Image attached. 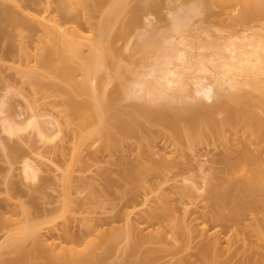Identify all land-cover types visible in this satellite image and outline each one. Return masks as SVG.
I'll return each instance as SVG.
<instances>
[{
    "label": "rangeland",
    "instance_id": "374dc122",
    "mask_svg": "<svg viewBox=\"0 0 264 264\" xmlns=\"http://www.w3.org/2000/svg\"><path fill=\"white\" fill-rule=\"evenodd\" d=\"M61 1L0 0L1 14L5 9L18 13L24 20L22 23H27L18 30L4 20L2 26L13 40L11 42L12 37L4 34L0 36V107L5 109V112L0 111V264L13 262L21 254L7 242L16 227L28 222L42 224L40 239L43 235L55 234L59 236L53 238L68 247L86 248L85 254L90 253L93 258L90 264H183L184 259L201 264L200 246L213 241L219 252L218 262L207 261L206 264H264V205L254 207V202L260 198L248 196L246 202H251L253 207L246 203L239 217H233L236 219L219 220L216 200L208 189L225 178L245 180L242 171L234 168L229 171L227 163L228 158L245 149L256 156L264 168V135L259 136L250 126L241 124L226 126L221 138L203 123L200 132H196L201 139L196 138V134L193 141L188 137L191 127L186 122L181 121L175 133L171 125L135 108L147 104L148 96L120 97L106 103L102 133L83 145L79 141L81 136L100 128L101 122L99 119L86 121L84 111L67 101L69 94L80 102L92 100L88 92L77 87L84 80L81 58L72 62L75 69L72 75L58 70L57 64L40 61L38 53L47 47L42 46L49 37L35 19L45 13L65 27L76 26L82 40L79 50L83 58L91 54L89 42L97 40L100 23L106 15L104 37L109 36V42H103L104 47L107 43L108 46L102 54L109 60L100 72L105 86L99 92L107 96L124 66H136L135 56L131 61L132 50L143 30L145 34L162 32L174 13L187 5H198L200 10L193 17L194 27L189 38L194 42L198 39L213 42V36L216 39L227 33L236 36L247 28L260 31L264 5L255 18H245L243 5H238L236 11L230 10L235 3L230 0L224 6L225 1L221 5L218 0H154L151 8L143 9L153 20L149 29L144 28L145 16L140 15L136 26L129 28L128 35L125 33L123 37L119 34L123 24L133 17L136 8L142 9L146 0H123L125 5L120 8L123 10L115 14L112 11V15L111 10L106 11L111 9L112 0H78L82 5L79 3L77 7L72 4L74 1ZM28 26L33 31L27 29ZM80 31L83 36H79ZM10 43L15 48L11 53L8 51ZM20 47L28 50L23 53L28 57L20 56L25 52ZM20 57L24 60L20 61ZM192 83V80L188 83L191 88L188 99L196 95L192 94L195 92ZM246 89V106L264 116L260 92ZM200 96L203 99L205 95ZM217 96L203 100L212 103ZM170 102L180 105L183 100L170 98ZM30 107L34 109L31 111ZM35 112L46 127L48 139L41 136L37 128L27 125L29 115ZM3 114L22 121L25 127L21 124L23 128L16 134L7 133L1 123ZM223 116V112L217 114L219 119ZM25 160L38 167V178L27 177ZM132 168L138 169L137 178L131 175ZM222 211L231 215L228 207H223ZM38 236H35L37 240L26 237L23 250H35ZM56 264L64 263L57 260Z\"/></svg>",
    "mask_w": 264,
    "mask_h": 264
},
{
    "label": "bare ground",
    "instance_id": "6f19581e",
    "mask_svg": "<svg viewBox=\"0 0 264 264\" xmlns=\"http://www.w3.org/2000/svg\"><path fill=\"white\" fill-rule=\"evenodd\" d=\"M69 1H74L72 4L76 7L80 4L82 5V1ZM151 1L154 0L144 1V4L142 3L141 5V7L144 5L142 9L138 7L134 10L133 17L123 24L122 30H120L119 34L121 33L124 37V34L126 33L127 36L128 29L136 24V21L142 17H139L140 15L145 16V20L143 19V21H145L143 22L144 28L151 26L153 20L151 19V16H149V13L147 14V11L143 10L152 7L150 4L152 3ZM218 1L221 2V5L224 3H222V1H225V4L222 6L229 2V0L228 2H226L227 0ZM231 1L232 3L235 2L231 4V7L234 4H237V6L234 5L235 7L233 6V9L230 7V10L236 11L234 9H236V7L238 8V5H243L244 9L241 10L246 16L245 18H248L247 16H251L250 18L254 16L256 17V14L260 12L264 5V0H238L240 2L237 0H230V3ZM64 2L67 3V1ZM76 2L78 4H76ZM123 2V0H112V4L110 3L109 6L111 9H107L106 11L111 10L109 11L110 14L112 11H114L112 14H115L116 11L119 13V10H121L120 8H123L125 5V2ZM72 4L70 6H73ZM198 7V5H187L184 9H180V11L174 13L167 29L162 32L156 30V32L152 31L145 34L143 30L142 33H139V38L133 45L134 50H132V53L134 55H132L131 59V61L136 59L134 63L136 66H124L121 70L122 72L117 75L118 81L107 96L101 95L99 92L100 88L105 86V82L100 72L104 66H107L109 60L107 56L102 54L105 52L104 48L108 46L107 43L106 47H104L105 44L103 46V42H109V36H107V33V38L104 37L106 32L104 26H106V20L108 21L107 18L104 19L106 15L102 18L103 20L100 23L97 32V40L89 42L91 54L83 58L81 57V52L79 50L82 40L78 37L79 30L77 32L76 29L78 28H76V26V29L72 27L70 28L69 26L65 27V25L59 20H56L55 17L52 18V16L50 17L45 13L35 18L38 21V24L40 23V27H43L42 31H45V35L49 37L48 39L46 36L44 37L47 39L46 41L49 46L47 43L43 44V46L41 45L43 48L44 45L47 47L40 49V51L42 50L41 53H38V55L40 54V57L38 56L39 59L41 58L40 61L46 60L57 64L58 70L65 74L67 72L69 75H72V73H74L72 71H75L72 62L78 57L79 59L81 58L80 66L84 75V80L78 84L77 87L82 91L84 90V92H88L91 95L92 100L89 102H80L69 94L67 101L69 105H73L76 109L84 111V119L86 121L99 119L101 126L88 134L82 133L81 140H79L81 141L80 143L88 144L90 140L92 141L93 136L102 133L101 128L103 127L106 118L104 107L108 101L110 102L120 97L145 98L148 96L147 98L149 99V102L147 104H139L136 105L135 108L155 119L163 120L172 126L175 133L179 131L180 122H186L191 127V133L188 137L193 141L198 131L200 132L199 128H203L201 126L203 123L205 127L208 126L207 128L211 130V132L215 135L219 134L217 136H220L221 138L223 137L222 135L225 132L224 128L226 126L238 127L241 126V124L246 127L250 126L259 136L264 135V116L251 110V108L249 109L245 103L248 94L246 87H249L251 91L258 90L260 92L259 101L262 106H264V21L261 22L260 31L247 28L242 31V33L244 32L243 34L241 33L242 35L237 34V36L234 33L236 35L234 36L232 33H227V35L223 34V36H218L217 39L213 36V42L212 40L207 42L204 40L202 41L201 39L194 42L195 40L192 41V39L189 38V35L192 33L191 30L194 27L192 26L193 17L196 16L200 10V7ZM46 10L48 9L46 8ZM46 10L44 9V12ZM2 11V14L0 13V36L4 34L3 36L6 35L8 36L7 38L12 37L11 40L9 39L12 42L13 36L2 26V22L8 20V23L12 24L14 29L16 28L18 30L19 28L21 29V27L24 28L22 25L25 26L27 23H22L24 20H22L18 13H12L6 9ZM143 11L146 13H143ZM149 11L150 10H148V12ZM107 17L109 18V16ZM28 25L30 26V24ZM28 27L27 29L31 31L34 30L33 25H31L33 30L31 27ZM147 29H149V27L146 28V30ZM194 29L196 30V28ZM79 36H83L81 35V31ZM103 38L107 41L103 40ZM22 47H20L21 50ZM27 47L28 46H26V48ZM12 49V44L10 43V46L8 47L9 53H11V51L14 52L13 50L15 48ZM21 50L20 52L23 50H25V52H22L21 54L19 53L20 56L27 55L28 57V54L23 55V53H27L28 50H26L25 47L22 51ZM22 58L20 57V61L24 60V57ZM190 70L193 72L189 73ZM187 73L189 76H187ZM188 77L191 78L190 81L188 80ZM191 80L194 81L192 84L195 85L192 89L195 92L192 94L196 93V95L194 94L195 97L193 99H188L191 95L189 92L191 88H188V85H190L188 83H191ZM215 94L218 96L215 101L212 100V103L203 100L205 97L208 99L215 98ZM200 95L205 96L202 99ZM170 98H181L183 102H181L180 105H173L170 102ZM153 103H157L158 107L155 106L157 104L154 105ZM32 108L31 111L34 109ZM2 109L3 108H1L0 111L5 112V109ZM219 112L224 113V116L220 119L217 117ZM35 113L29 115L30 118H28V120L26 119L28 121L27 125L29 124L31 127L33 126L34 128H37L38 133L43 137L45 136L44 138L47 136L46 139H48L49 134L45 129L46 127H44L45 125L43 126L38 119L40 115L38 116V113ZM1 119L2 127L5 129L4 131L11 135L16 134V131L18 132L21 130L20 128H23L24 126L21 123L22 121H16L17 119L12 120L11 116L9 117L8 115L4 116L3 114ZM58 125H56V127H58V129L56 128L57 131H59ZM55 133L58 135V132ZM196 136H198L196 138L201 139V136L198 134ZM190 139L189 141H191ZM80 143H78V145L82 146ZM17 151L16 153L19 152ZM25 161L27 162H25L24 170L27 177L30 176L31 179L38 178V167L34 165V163L32 164L31 161ZM258 161V158L251 154L248 149H245L235 157L228 158L227 163L229 164V168H227L229 171L233 168L238 172L242 171L241 174L244 173L245 180L234 181L231 178H225L208 188L209 193L216 200L215 203L218 206L216 207V218L219 220H228L230 218L232 219L234 216H236V218L239 217L240 210L245 206L247 207L246 203H250L248 206L251 205V202H246L250 195H257L258 197H256L260 198L258 202H254L255 208L256 206L260 207L261 205H264V168L259 165L260 161ZM130 173L137 178L139 171L136 168H132ZM67 178L66 180L69 183L70 175H68ZM196 188L201 189L199 187ZM247 193L249 195H247ZM251 206L253 207V205ZM223 207H228L231 210V215L223 213ZM40 225L42 224L28 222L20 224L18 229L17 227L15 228L17 230L14 229L7 243L8 246L17 249L21 254L18 255L15 261L3 262L2 264H56L57 260L62 261L64 264L92 263L93 258L91 257V254H85L86 248L82 249L74 246L68 247L62 244L61 241H58V239L55 240L59 235L55 237V234L51 233L52 235L50 236L49 234V237H47L48 235H43L40 232L41 235L46 237L43 238L42 236L40 239L38 236L39 229L41 230ZM35 236H38L37 238L39 239L37 242H39L42 247H39L40 245L37 243L38 246L36 245V249L33 250L35 251L34 254L30 253L33 252L32 250H28L30 252H27L30 255L27 257L28 253L26 250H23V242L26 240V237H32L34 238L33 240H35ZM31 255H33V258H30ZM218 255L219 252L214 241L209 244L201 245L198 251V258L201 261V264H206L207 261H214L217 263ZM100 262L101 261L99 260L98 263ZM182 263L197 264L188 259H184Z\"/></svg>",
    "mask_w": 264,
    "mask_h": 264
}]
</instances>
